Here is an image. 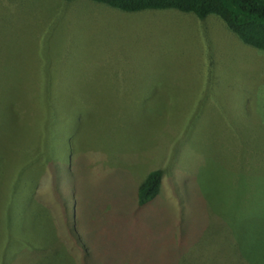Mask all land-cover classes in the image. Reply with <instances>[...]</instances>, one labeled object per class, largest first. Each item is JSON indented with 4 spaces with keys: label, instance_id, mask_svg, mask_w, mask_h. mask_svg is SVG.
Returning <instances> with one entry per match:
<instances>
[{
    "label": "rangeland",
    "instance_id": "obj_1",
    "mask_svg": "<svg viewBox=\"0 0 264 264\" xmlns=\"http://www.w3.org/2000/svg\"><path fill=\"white\" fill-rule=\"evenodd\" d=\"M0 264H264V51L217 16L0 0Z\"/></svg>",
    "mask_w": 264,
    "mask_h": 264
},
{
    "label": "trees",
    "instance_id": "obj_2",
    "mask_svg": "<svg viewBox=\"0 0 264 264\" xmlns=\"http://www.w3.org/2000/svg\"><path fill=\"white\" fill-rule=\"evenodd\" d=\"M73 1V0H66ZM124 12L174 9L201 20L217 16L246 45L264 51V0H92ZM161 170L151 171L138 187V204L160 193Z\"/></svg>",
    "mask_w": 264,
    "mask_h": 264
}]
</instances>
